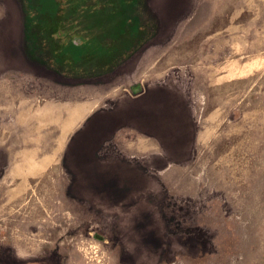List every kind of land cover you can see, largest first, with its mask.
Instances as JSON below:
<instances>
[{"label":"rangeland","instance_id":"obj_1","mask_svg":"<svg viewBox=\"0 0 264 264\" xmlns=\"http://www.w3.org/2000/svg\"><path fill=\"white\" fill-rule=\"evenodd\" d=\"M0 264H264V0H0Z\"/></svg>","mask_w":264,"mask_h":264}]
</instances>
